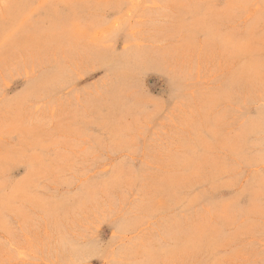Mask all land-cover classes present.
Segmentation results:
<instances>
[{"label":"rangeland","instance_id":"obj_1","mask_svg":"<svg viewBox=\"0 0 264 264\" xmlns=\"http://www.w3.org/2000/svg\"><path fill=\"white\" fill-rule=\"evenodd\" d=\"M0 264H264V0H0Z\"/></svg>","mask_w":264,"mask_h":264}]
</instances>
